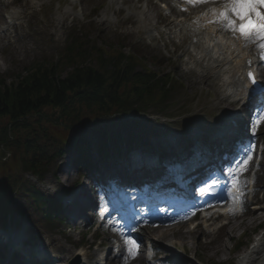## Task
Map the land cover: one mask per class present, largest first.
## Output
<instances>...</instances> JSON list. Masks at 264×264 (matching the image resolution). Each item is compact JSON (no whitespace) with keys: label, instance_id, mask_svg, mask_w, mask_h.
Listing matches in <instances>:
<instances>
[{"label":"rangeland","instance_id":"1","mask_svg":"<svg viewBox=\"0 0 264 264\" xmlns=\"http://www.w3.org/2000/svg\"><path fill=\"white\" fill-rule=\"evenodd\" d=\"M108 1L77 0L75 5H71L67 0H0V78L8 84L14 82L19 74L34 63L42 61L56 63L63 47L76 36L83 45L91 47L90 51L100 46L109 49L107 44L120 45L125 53L132 51L143 58L146 62L144 64L155 72L172 73L180 89L170 97V107L166 110V116L146 112L144 115L134 117L136 123L131 122V117H128L113 119L101 126L108 131V142L114 140L122 149L136 147L162 154L168 150L167 142L163 138L167 135L175 136L176 145L168 144L171 145L170 151L175 154L174 159L178 158L180 152L185 151L187 154L188 149L193 147L189 145L190 138H194L195 145L200 147L205 141L207 146H214L212 142L209 144L210 139L218 130L230 126L231 120L222 111L223 103L216 104L217 80L213 79L211 72L202 69L194 62L195 52L188 39L191 37L186 38L187 41L183 40L179 47L177 45L180 39L177 38L175 42L166 46L167 36L159 34L165 30L164 27L146 30L137 16L140 9H133L131 5L125 4L121 13H118L116 7L109 5ZM26 2L33 5L35 14L31 15L32 9L23 7ZM12 10L20 12L27 10L28 14L15 19L11 14ZM170 19L167 15V20ZM186 49L188 52L185 53ZM89 60L93 61V58ZM68 70V68L62 70V74L64 75ZM85 117L91 119V114L86 112ZM91 123L89 121L78 126L77 133L88 148L96 149L102 128ZM45 125L46 123H43V126ZM34 129L38 130L37 124H34ZM258 129V140H262L264 144V119ZM192 130L196 135L192 134ZM59 134V131L45 130L43 140L58 145L59 141L56 138ZM62 160L53 161L43 181L38 184L39 190L46 199H57L64 194L74 178L70 170L66 181L63 180L64 177L54 179V176L56 178V175L60 174ZM252 162L251 158L249 165ZM247 171L248 168L244 173ZM3 172L4 170H0V176L4 175ZM27 179L34 182L29 174ZM253 180L256 188L252 191L242 175L238 178V185L240 193H243V203L246 204L251 200L258 206L247 209L245 217L235 216L227 220L226 218L205 220L200 217L198 222L203 231L209 232L207 237L199 233L183 235L188 229L193 228L192 222L173 224V231L165 238H158L153 233L154 230H151L152 225L138 230L141 240L150 239L155 251H160L158 253L160 257L153 263L149 255L145 257L141 252L132 256V251L129 249L121 251L119 248L121 256L114 258L112 252L110 253L111 244L107 241L113 239L112 235L101 229L96 239L93 234L95 226L88 229L66 220L55 223L56 225L46 224L41 211L35 210L27 196L23 194L8 201V204L14 203L12 208L0 204V227L16 231L20 228L24 231L26 228V236L29 237L30 242L34 244L36 240H40L52 252V257H56L59 264L68 263L77 252L81 251L91 262H98L97 257H103L105 251L109 252L106 264H234L237 257L252 246L264 228V214L259 216L264 209V156L260 159ZM9 210L11 216H6L5 213ZM228 220L229 224L226 227L218 228ZM239 240L244 246L235 253L234 247ZM102 242L104 247H98ZM205 242H210L209 246L214 248L208 250L203 246ZM79 245L81 251H77ZM140 245L145 249L143 242H140ZM163 247L170 249L163 252Z\"/></svg>","mask_w":264,"mask_h":264},{"label":"trees","instance_id":"2","mask_svg":"<svg viewBox=\"0 0 264 264\" xmlns=\"http://www.w3.org/2000/svg\"><path fill=\"white\" fill-rule=\"evenodd\" d=\"M107 46L109 49L100 46L90 51L91 47L77 38L65 47L56 63L31 65L8 84L0 79V170H4L0 203L25 193L38 209L48 204L24 174H32L41 182L47 167L63 154L66 145L80 149L77 126L89 121L104 124L113 116L148 110L165 114L171 95L178 89L172 76L147 68L133 53ZM65 68L69 70L63 75ZM86 112L91 119L85 117ZM45 130L59 131L58 145L43 140ZM106 138L103 131L101 149L106 147ZM44 212L52 221L53 207ZM242 246L239 241L236 250Z\"/></svg>","mask_w":264,"mask_h":264},{"label":"bare ground","instance_id":"3","mask_svg":"<svg viewBox=\"0 0 264 264\" xmlns=\"http://www.w3.org/2000/svg\"><path fill=\"white\" fill-rule=\"evenodd\" d=\"M75 1L76 0H71V3ZM163 1L164 11L167 10L171 14L195 15V17L191 20V16L188 19V21L191 20L190 22L185 20L176 22L175 20L171 23H165V21L160 18V13L155 4L151 0H146L137 12V16L144 24L146 30L154 29L164 22L168 27L167 34L168 39H170L169 42L171 38H173L170 37V35L173 33L175 34V32L171 30V27H179L182 38L186 37L188 34L194 37L192 40L193 50L199 51V54L194 58L196 65L211 72L213 79L217 80L215 82L218 92L216 104L223 103L224 113H227V108L232 106L233 103H237L240 109L246 107L245 102L249 93H247L246 85H244L243 71L248 67H253L256 63L264 62V58L261 56V50L253 43L246 42L238 34L222 30L218 23H209L210 20L214 19V14L210 9H217L219 11L225 4V0H204V2L196 0L194 4L189 3L188 0ZM120 3L132 4L134 8H137L140 0H120ZM204 3H208L207 7L209 8V12L204 11L205 5H202ZM218 3H221L220 7L215 8L212 6V4ZM184 5H188V8H183L182 11ZM24 6L27 9H32L30 12L31 15L35 14V9L30 2H26L23 7ZM118 13H121V10H118ZM25 14H28L27 10H22L21 12L16 10L12 12L15 19L22 18ZM246 56H250V63L248 60L245 61ZM59 172L60 174H57L56 178L54 176V179L57 180V178L62 179L64 177L63 180L66 181L68 179L67 173L63 171ZM261 211L259 216L264 214V209ZM229 213H231V211L226 214ZM229 217L228 215L226 220ZM171 221L176 220H165L162 222V225L153 227L151 230H154L153 233H155L158 238H165L169 232L173 231L172 224L174 222ZM228 224L229 220L225 222L224 225H221V228L226 227ZM193 233H199L201 236L205 237L209 236V232L203 231L199 223L192 229H188L183 235H191ZM209 243L210 242H205L203 246L208 250H212L214 247L209 246ZM139 251L140 249L136 250V252ZM234 264H264V228L260 231V234L253 242L252 246L237 257Z\"/></svg>","mask_w":264,"mask_h":264},{"label":"snow or ice","instance_id":"4","mask_svg":"<svg viewBox=\"0 0 264 264\" xmlns=\"http://www.w3.org/2000/svg\"><path fill=\"white\" fill-rule=\"evenodd\" d=\"M188 2L194 4L196 0H188ZM210 11L214 14V19L209 23H218L222 30L238 34L246 42L253 43L261 50V56L264 58V0H225V4L219 11L217 9H210ZM248 75L255 84L253 74L249 72ZM249 159H251L250 156L242 162L240 167L247 165ZM234 180L238 182L235 176ZM201 192L204 194V189Z\"/></svg>","mask_w":264,"mask_h":264}]
</instances>
